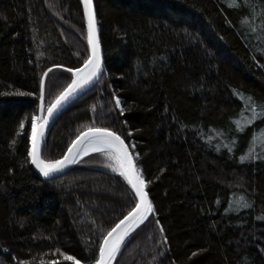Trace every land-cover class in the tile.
<instances>
[{"label": "trees", "instance_id": "16d2710c", "mask_svg": "<svg viewBox=\"0 0 264 264\" xmlns=\"http://www.w3.org/2000/svg\"><path fill=\"white\" fill-rule=\"evenodd\" d=\"M93 3L104 73L42 158L88 127L126 142L154 211L113 264H264V0ZM88 54L79 0H0V264H95L135 205L104 151L53 179L27 155L41 77L56 95Z\"/></svg>", "mask_w": 264, "mask_h": 264}, {"label": "snow or ice", "instance_id": "6c2138e0", "mask_svg": "<svg viewBox=\"0 0 264 264\" xmlns=\"http://www.w3.org/2000/svg\"><path fill=\"white\" fill-rule=\"evenodd\" d=\"M83 4V14L87 21V43L91 48V55L84 61L82 68H68L69 72H74L75 78L72 82L58 95L55 100L47 106V114L40 116H32L31 118V148L27 155L30 157L31 164L34 165L44 177H49L54 173L62 171L67 165L73 164L82 155H87L90 151H104L115 163L110 165L115 171L127 180L131 185V189L135 193V206L124 215L106 235L99 246V257L95 264H111L116 258L125 238L141 223L149 219V214L154 211L153 204L148 198L145 191L148 183L139 169L136 167L133 155L129 152L128 146L124 140L115 131L108 128L88 127L81 131L79 135L69 144L67 151L62 158L56 160H45L41 155V141L44 139V129L55 110L66 103L70 98L76 96L78 91H83L93 81L102 74V63L100 54V41L97 36L95 12L93 11L92 0H81ZM62 67V66H55ZM49 72L51 69L48 70ZM83 73V75H81ZM45 72L43 76H47ZM40 81V108L44 110V78ZM16 95H33V93H23L17 91ZM115 104L120 107L121 100L117 97ZM253 105V111H255ZM123 111V109H121ZM25 130L24 121L19 125V133ZM18 133V134H19ZM15 143V141H13ZM244 159V157H241ZM246 207L248 205H245ZM159 225L160 221L157 220ZM160 232L164 229L161 226ZM56 251L59 253L60 249ZM195 255V253L193 254ZM66 259L72 260L75 264H80L75 256H66Z\"/></svg>", "mask_w": 264, "mask_h": 264}, {"label": "water", "instance_id": "95a60500", "mask_svg": "<svg viewBox=\"0 0 264 264\" xmlns=\"http://www.w3.org/2000/svg\"><path fill=\"white\" fill-rule=\"evenodd\" d=\"M80 1V4H81V6H82V10H83V4H82V2H81V0H79ZM92 6H93V11L95 12V9H94V3H93V0H92ZM84 15V14H83ZM95 19H96V28H97V36H98V38H99V28H98V24H97V18H96V14H95ZM84 21H85V27H86V34H87V21H86V19H85V17H84ZM99 41H100V38H99ZM89 46V45H88ZM100 54H101V63H102V74L104 73V64H103V58H102V49H101V44H100ZM89 55H91V48H90V46H89ZM84 66V64L81 66V67H79V68H82ZM77 69V68H76ZM71 74H72V80L75 78V75H74V72H71ZM102 74L99 76V78L98 79H96L95 81H93V83H91L90 85H88V87L87 88H85L83 91H78L77 92V94H76V96H74V97H72V98H70L66 103H64L62 106H60L57 110H55L54 111V113H53V115H52V117L49 119V121H48V123H47V125L45 126V129H44V133H45V135H44V139L41 141V152H42V148H43V146H44V143H45V141H46V138H47V136H48V134H49V132H50V129L52 128V126H53V124L55 123V121L58 119V117L62 114V113H64L65 111H66V109L69 107V106H71L74 102H76L83 94H85L87 91H89L91 88H93L95 85H96V83L99 81V79L101 78V76H102ZM81 75H83V73H81ZM72 82V81H71ZM56 98V97H55ZM55 100V99H54ZM53 100V101H54ZM52 101V102H53ZM51 102V103H52ZM47 114V110H46V112H45V114L44 115H46ZM93 128H103V127H93ZM109 129V128H108ZM111 130V129H110ZM113 131V130H112ZM118 134V133H117ZM79 135V134H78ZM119 135V134H118ZM76 138V137H75ZM74 138V139H75ZM122 138V137H121ZM73 139V140H74ZM123 139V138H122ZM125 142V141H124ZM71 144V143H70ZM125 144H126V142H125ZM127 145V144H126ZM128 146V145H127ZM30 148H31V141H30ZM128 149H129V152L131 153V151H130V148L128 147ZM66 151H67V149H66ZM65 151V152H66ZM65 152H64V154H65ZM63 154V155H64ZM132 154V153H131ZM63 155L60 157V158H62L63 157ZM82 157V156H81ZM80 157V158H81ZM59 158V159H60ZM80 158H78L77 159V161L80 159ZM134 159V158H133ZM76 161V162H77ZM31 162V161H30ZM75 162V163H76ZM75 163H73V164H70V165H67L62 171H60V172H58V173H54L53 175H51V176H49V177H44L40 172H39V170L34 166V165H32V167L34 168V170L36 171V173L41 177V178H43V179H53V178H55V177H58V176H61V175H63V174H65L66 172H68L71 168H72V166L75 164ZM137 167V166H136ZM140 171V170H139ZM131 186V185H130ZM134 191V190H133ZM145 191H146V188H145ZM147 192V191H146ZM148 198H149V196H148ZM149 200H150V198H149ZM135 206V205H134ZM125 215H127V213L125 214ZM151 215V213L149 214V216ZM124 217V216H123ZM123 217L120 219V220H122L123 219ZM119 220V221H120ZM118 221V222H119ZM117 222V223H118ZM116 223V224H117ZM115 224V225H116ZM143 223H141V224H139L129 235H131L138 227H140L141 225H142ZM114 225V226H115ZM113 226V227H114ZM112 227V228H113ZM107 234V233H106ZM105 234V235H106ZM128 237H126L125 238V240L127 239ZM103 241V240H102ZM125 242V241H124ZM102 243V242H101ZM123 245V244H122ZM117 255V254H116ZM98 257H99V251H98ZM113 262H114V260L111 262V264H113Z\"/></svg>", "mask_w": 264, "mask_h": 264}, {"label": "rangeland", "instance_id": "374dc122", "mask_svg": "<svg viewBox=\"0 0 264 264\" xmlns=\"http://www.w3.org/2000/svg\"><path fill=\"white\" fill-rule=\"evenodd\" d=\"M88 56H89V54H88ZM87 58H88V57H87ZM83 64H84V62H83L79 67H81ZM79 67H77V68H79ZM59 69H63V68H59ZM75 69H76V68H75ZM63 70H64V69H63ZM70 73H71V72H70ZM102 75H103V74H102ZM101 77H102V76H101ZM71 81H72V74H71V78H70V80L67 82V84L65 85V87H64L62 90H60L56 95H55V93H56L55 88L57 87V85H55L54 88L51 90L52 92H47V91H46V93H45V95H44V96H45V97H44V101H43V103H44V110H43V112L41 111V108H40L41 100H40L38 113H37L35 116L44 115L45 112H46V110H47V106H48V105H49V104L55 99L56 96H58V95H59V94H60V93H61V92H62V91H63V90H64V89H65V88L71 83ZM97 127H99V126H97ZM103 128H106V127H103ZM84 130H86V129H83L82 131H84ZM79 133H80V132H79ZM79 133H78V134H79ZM78 134H77V135H78ZM77 135H76V136H77ZM76 136H75V137H76ZM75 137H74V138H75ZM71 142H72V141H71ZM71 142H70V143H71ZM70 143H69V144H70ZM68 146H69V145H68ZM67 148H68V147H67ZM67 148H66V149H67ZM65 151H66V150H65ZM65 151H64V152H65ZM92 152H96V151H92ZM92 152H89V153H92ZM89 153H88V154H89ZM63 154H64V153H63ZM84 156H85V155H82V157H84ZM80 157H81V156H80ZM80 157H79V158H80ZM82 157H81V158H82ZM81 158H80V159H81ZM80 159H79V160H80ZM114 163H115V162H113V164H114ZM111 164H112V163H110V164L108 165V168H109L110 170H112V171H115V170L113 169V167H110ZM120 219H121V218H120ZM120 219H119V220H120ZM119 220H118V221H119ZM116 223H117V222H116ZM102 240H103V239H102ZM101 242H102V241H101ZM97 259H98V258H97Z\"/></svg>", "mask_w": 264, "mask_h": 264}, {"label": "bare ground", "instance_id": "6f19581e", "mask_svg": "<svg viewBox=\"0 0 264 264\" xmlns=\"http://www.w3.org/2000/svg\"><path fill=\"white\" fill-rule=\"evenodd\" d=\"M90 152H92V151H90Z\"/></svg>", "mask_w": 264, "mask_h": 264}]
</instances>
